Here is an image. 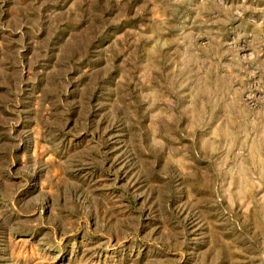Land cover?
I'll return each instance as SVG.
<instances>
[{
	"label": "rangeland",
	"instance_id": "1",
	"mask_svg": "<svg viewBox=\"0 0 264 264\" xmlns=\"http://www.w3.org/2000/svg\"><path fill=\"white\" fill-rule=\"evenodd\" d=\"M0 264H264V0H0Z\"/></svg>",
	"mask_w": 264,
	"mask_h": 264
}]
</instances>
